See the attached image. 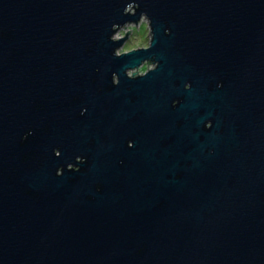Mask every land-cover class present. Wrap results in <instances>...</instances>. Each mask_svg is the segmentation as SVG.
Wrapping results in <instances>:
<instances>
[{
  "label": "water",
  "instance_id": "95a60500",
  "mask_svg": "<svg viewBox=\"0 0 264 264\" xmlns=\"http://www.w3.org/2000/svg\"><path fill=\"white\" fill-rule=\"evenodd\" d=\"M0 264H264V0H0Z\"/></svg>",
  "mask_w": 264,
  "mask_h": 264
},
{
  "label": "rangeland",
  "instance_id": "374dc122",
  "mask_svg": "<svg viewBox=\"0 0 264 264\" xmlns=\"http://www.w3.org/2000/svg\"><path fill=\"white\" fill-rule=\"evenodd\" d=\"M146 19H142L137 25H127L124 28L120 29L115 35L114 39L118 40L126 36V33L130 31L128 34V40L124 43L121 49H119V53L129 52L131 50H135L137 48H147L150 43V35L149 28ZM154 67L153 64L145 63L138 70L129 71L128 74L131 76L133 72L138 71L139 74L145 73L148 69H152Z\"/></svg>",
  "mask_w": 264,
  "mask_h": 264
}]
</instances>
